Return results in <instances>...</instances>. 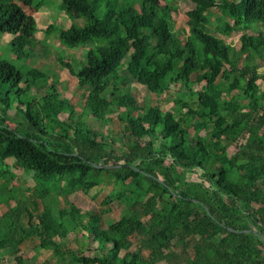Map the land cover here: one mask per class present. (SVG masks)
I'll list each match as a JSON object with an SVG mask.
<instances>
[{
	"label": "trees",
	"instance_id": "16d2710c",
	"mask_svg": "<svg viewBox=\"0 0 264 264\" xmlns=\"http://www.w3.org/2000/svg\"><path fill=\"white\" fill-rule=\"evenodd\" d=\"M46 1L0 0V35L11 34L18 60L42 44L34 14ZM62 1L84 25L52 22L43 33L68 48L93 43L76 65L56 58L85 90L90 114L63 96L59 73L40 70L33 90L32 68L0 56V264H36L40 250L67 264H264V74L254 62L264 58V31L242 34L239 48L213 32L264 23V0H188L184 38L174 27L175 0H142L139 8L115 0L102 17L98 0ZM216 7L224 17L213 20ZM134 82L158 95L180 88L163 109L138 104ZM113 114L120 131L105 133ZM102 183L112 187L98 209L69 200ZM108 213L115 219L103 227ZM70 235L96 243V254L71 248Z\"/></svg>",
	"mask_w": 264,
	"mask_h": 264
},
{
	"label": "rangeland",
	"instance_id": "374dc122",
	"mask_svg": "<svg viewBox=\"0 0 264 264\" xmlns=\"http://www.w3.org/2000/svg\"><path fill=\"white\" fill-rule=\"evenodd\" d=\"M128 1V0H127ZM131 1V0H130ZM137 1V2H135ZM142 0H132V3H134L136 8L140 7V3ZM62 0H47L46 3L43 5V7L38 11V13H35V18L37 21V26L39 28V32L37 33V36L43 40L42 44L37 45L36 54L34 53L32 57L30 58H23L22 60H18L15 58V55L11 53L10 51V45L8 43L11 34L5 33L3 35H0V56L7 58L8 60L12 61L16 67H18L21 70H26L27 68L31 67L32 70L30 73H28L27 78L31 80L32 86L31 88L34 90V77L37 76L40 72V70L47 71L50 73H59L60 75V84L59 88L63 92V96L66 98H69L72 103L76 105L77 112L79 114L83 113V110H85L86 115H89L88 109L84 106L85 101V90L80 88L78 86L77 79L70 74L68 69L63 68L59 69L58 64L56 66V58L58 54H61L62 56L66 57L67 61H71L74 65H76L78 62L85 61V53L86 50L93 45L91 41L87 42L86 45H81L76 48H68L64 47L59 39L56 33H52L48 36H45L43 33V30L47 28V25L55 22L60 27H69L71 23L74 21L77 25L82 26L85 23L84 18H79L72 20L64 10L61 9ZM108 2H111L112 4L116 3L115 0H98L97 8H96V14L99 17H102L107 9L106 4ZM121 3V1L119 2ZM173 4L177 7V11H173L172 15L174 18V27L175 29L181 34V38H184L185 35L188 32V25H187V16L186 12L193 7V5L188 0H175ZM119 6V4H118ZM25 11H30V8L23 7ZM212 19H221L224 16L220 12V10L216 7L213 8L211 11ZM255 28V29H254ZM253 29H250L248 31H235L230 36H223L221 33L217 31H213L214 34L220 38H222L225 43L230 44L234 46L235 48L240 47V36L242 34L249 35L252 34L253 31L262 30L264 31V23L260 22L255 25ZM44 48L48 49V52L44 54ZM254 62L257 65L258 72L260 75L264 74V58L261 55H255ZM258 83L260 85V88L264 89V80L259 79ZM201 84H196L195 86L197 88H200ZM180 88V85H175L171 87V90L169 92L163 93L162 95H158L155 93H151L146 86L139 84L137 82H134L132 84L131 90L132 94L134 95V98L136 99V102L140 104L141 106H145L148 103L151 104H158L163 109H169L173 106V99L175 97V91ZM182 90L185 91V88L182 87ZM45 92V89H41L38 93L39 95H42ZM237 92H235L236 94ZM117 112L124 114L125 109L124 108H117ZM67 116V114L63 113L60 115L62 119H64ZM89 122L92 125H95L97 127L100 126V122L90 120L88 118ZM11 126H14L11 123ZM121 124L118 119L117 114H113L111 118H109L108 123L105 127H103V131L105 133L111 131V132H119L120 131ZM117 146H120L119 143H117ZM233 149V148H232ZM8 164L13 165V160H8ZM15 167V166H14ZM14 171L19 172L17 168H14ZM198 175V171L196 170L191 174L190 180H196ZM29 181L26 182V184L33 183V180L28 179ZM23 182V177L19 175V179L15 181V183L18 184V193H23V188L21 187V184ZM35 182V181H34ZM1 183V180H0ZM112 185H107L105 183H102L100 186L94 187L89 195L84 194L80 190H75L72 194H70L69 200L76 205L78 208H80L82 211H88V210H95L100 207V202L102 198L111 190ZM12 204H14V201H11ZM60 207L65 206L64 200L60 198ZM115 219L113 213H108L104 216L102 221V226L106 227L107 223L110 220ZM132 241H135V238H132ZM67 243L69 246L75 250H81L84 251V254L87 256H91L96 254L94 247L96 246V243L87 242V244H83V239L81 238L80 241H77L74 238V235H70L67 239ZM88 247V248H87ZM135 245L132 244L131 246H126L129 250L134 249ZM24 253L27 256H34L35 252L32 248H26L24 249ZM147 255V251H143V256ZM36 264H43L44 261H48L49 264H67L66 261H60V259L57 256H54L52 251L50 250H40L36 255ZM161 264H166L162 262Z\"/></svg>",
	"mask_w": 264,
	"mask_h": 264
},
{
	"label": "clouds",
	"instance_id": "9594fccd",
	"mask_svg": "<svg viewBox=\"0 0 264 264\" xmlns=\"http://www.w3.org/2000/svg\"><path fill=\"white\" fill-rule=\"evenodd\" d=\"M38 13V12H37Z\"/></svg>",
	"mask_w": 264,
	"mask_h": 264
}]
</instances>
